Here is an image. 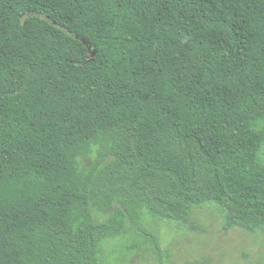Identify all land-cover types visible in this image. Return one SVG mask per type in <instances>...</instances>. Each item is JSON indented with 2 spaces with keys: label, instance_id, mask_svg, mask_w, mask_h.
I'll return each instance as SVG.
<instances>
[{
  "label": "trees",
  "instance_id": "trees-1",
  "mask_svg": "<svg viewBox=\"0 0 264 264\" xmlns=\"http://www.w3.org/2000/svg\"><path fill=\"white\" fill-rule=\"evenodd\" d=\"M204 205L264 232V0H0V264Z\"/></svg>",
  "mask_w": 264,
  "mask_h": 264
},
{
  "label": "rangeland",
  "instance_id": "rangeland-1",
  "mask_svg": "<svg viewBox=\"0 0 264 264\" xmlns=\"http://www.w3.org/2000/svg\"><path fill=\"white\" fill-rule=\"evenodd\" d=\"M192 222L194 227L149 218L145 225L157 242L136 233L110 239L106 264H264V232L222 231L213 205L198 207Z\"/></svg>",
  "mask_w": 264,
  "mask_h": 264
},
{
  "label": "water",
  "instance_id": "water-1",
  "mask_svg": "<svg viewBox=\"0 0 264 264\" xmlns=\"http://www.w3.org/2000/svg\"><path fill=\"white\" fill-rule=\"evenodd\" d=\"M89 49H91L90 46H89ZM91 52H92V53H91V54H92V57H94V56H95V50H92V49H91Z\"/></svg>",
  "mask_w": 264,
  "mask_h": 264
}]
</instances>
